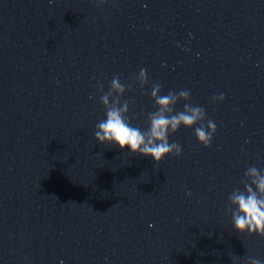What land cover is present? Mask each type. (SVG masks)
I'll use <instances>...</instances> for the list:
<instances>
[{"label":"water","instance_id":"1","mask_svg":"<svg viewBox=\"0 0 264 264\" xmlns=\"http://www.w3.org/2000/svg\"><path fill=\"white\" fill-rule=\"evenodd\" d=\"M117 76L142 130L153 84L188 90L210 146L199 125L159 163L99 144ZM250 166L264 169V0H0V264L264 261L227 211Z\"/></svg>","mask_w":264,"mask_h":264},{"label":"clouds","instance_id":"2","mask_svg":"<svg viewBox=\"0 0 264 264\" xmlns=\"http://www.w3.org/2000/svg\"><path fill=\"white\" fill-rule=\"evenodd\" d=\"M134 79L143 88L148 83L147 70L142 68ZM131 87V84H122L117 76L112 79L109 90L101 95L100 102L106 119L100 120L95 127L94 136L99 144L116 145L121 151L128 149L133 155L151 157L159 163L169 155H181L180 144L169 142L171 134L176 133L181 126L193 128L199 125L195 127L196 140L205 148L210 146L217 130L216 125L212 120L203 123L205 109L191 104L188 90L169 91L161 95L162 86L159 83L153 84L150 96L157 110L148 113L147 128L142 130L132 126L127 118L128 101L121 102V97ZM100 90L103 91L102 85ZM224 98L220 95L212 99L215 102L223 101ZM180 101L185 102L183 110L175 111V105ZM240 184L243 190L235 188L228 196L227 211L231 214L234 230L241 234L247 232L248 235L264 237V169L248 167ZM238 259L233 256V264H237ZM244 264H264V261L247 257Z\"/></svg>","mask_w":264,"mask_h":264}]
</instances>
